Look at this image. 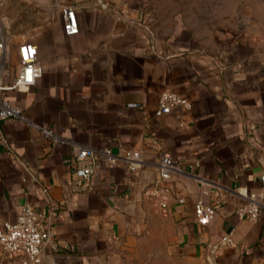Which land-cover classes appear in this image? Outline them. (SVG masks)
<instances>
[{
	"label": "crops",
	"instance_id": "obj_1",
	"mask_svg": "<svg viewBox=\"0 0 264 264\" xmlns=\"http://www.w3.org/2000/svg\"><path fill=\"white\" fill-rule=\"evenodd\" d=\"M200 1L0 4V97L21 111L0 118V227L26 204L47 214L40 264H264V0ZM30 62L41 74L15 85ZM166 89L190 106L155 114ZM80 146L136 149L142 164L99 158L78 181ZM244 190L256 220L237 216ZM197 200L216 209L208 224ZM0 264L21 262L0 246Z\"/></svg>",
	"mask_w": 264,
	"mask_h": 264
},
{
	"label": "built area",
	"instance_id": "obj_2",
	"mask_svg": "<svg viewBox=\"0 0 264 264\" xmlns=\"http://www.w3.org/2000/svg\"><path fill=\"white\" fill-rule=\"evenodd\" d=\"M2 1L0 0V4ZM62 17L65 32L67 34L77 33L78 26L73 8L65 7ZM5 47L6 40L0 21V54L3 55ZM40 74L41 67L37 62L27 63L19 70L15 85L32 84ZM180 106L189 107L190 102L177 92L166 89L159 96L155 114H166ZM11 116L21 117L20 109L12 106L5 98L0 97V118L4 119ZM120 157L124 158L130 170H136L142 164L141 154L136 149H126L123 155L120 156L110 148L96 150L87 146H80L75 155L77 162L75 171L78 181L91 178L99 158L114 164ZM176 170L177 164L172 157L167 153H162L158 165L160 176L169 178ZM261 179L264 180V176ZM153 193L154 195L158 194V189H155ZM240 194L244 197L245 202L237 208V216L256 220L261 208L259 198L254 192H247V190L240 192ZM194 213L196 221L205 225L215 216L216 209L212 204H205L201 200H197L194 203ZM47 217V214L37 211L31 204L24 205L14 221H5L0 227V246L3 251L9 255L18 256L21 264H40L42 261V248L48 229ZM232 244V233L229 231L220 238L218 244L211 246V248L215 249Z\"/></svg>",
	"mask_w": 264,
	"mask_h": 264
},
{
	"label": "rangeland",
	"instance_id": "obj_3",
	"mask_svg": "<svg viewBox=\"0 0 264 264\" xmlns=\"http://www.w3.org/2000/svg\"><path fill=\"white\" fill-rule=\"evenodd\" d=\"M202 2V0L200 1V3Z\"/></svg>",
	"mask_w": 264,
	"mask_h": 264
}]
</instances>
